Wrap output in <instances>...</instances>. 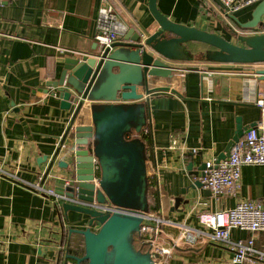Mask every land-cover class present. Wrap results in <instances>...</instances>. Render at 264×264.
Returning <instances> with one entry per match:
<instances>
[{"label":"crops","instance_id":"obj_1","mask_svg":"<svg viewBox=\"0 0 264 264\" xmlns=\"http://www.w3.org/2000/svg\"><path fill=\"white\" fill-rule=\"evenodd\" d=\"M260 1L234 12L219 0H158V7L177 22L238 42V34L257 29L239 21L251 19ZM102 2L129 24L128 30L158 26L149 0H0V168L13 174L0 172V264H56L65 256L68 229L88 225L89 216L65 213L63 201L47 193L58 179H68L59 166L65 150L46 174L72 116L48 83L59 78L72 50H94ZM188 45L190 55L175 62L180 68L173 78H155L151 84L170 89L156 90L144 100L160 199L157 212L176 223L163 226L159 242L173 247L166 264H235L231 247L213 239L198 216L241 200L264 202V164L243 166L237 193L220 198L203 186L193 187L202 173L197 177L191 171L218 159L236 133L238 118L244 125L264 126L263 111L256 104L264 95V79L257 74L264 62L210 60L205 56L208 44ZM184 227L195 236L185 237ZM231 235L246 241L252 233L233 229ZM255 245L264 249V232L256 234ZM242 264L264 261L251 256Z\"/></svg>","mask_w":264,"mask_h":264},{"label":"water","instance_id":"obj_2","mask_svg":"<svg viewBox=\"0 0 264 264\" xmlns=\"http://www.w3.org/2000/svg\"><path fill=\"white\" fill-rule=\"evenodd\" d=\"M149 7L158 23L156 28L132 27L128 32L135 31L133 35L126 33L113 48L103 51L99 44L90 52L74 50L64 58L59 78L48 83L54 88L52 95L60 98L61 107L72 116L46 176L65 150V159L59 166L66 171L70 184L58 179L55 192L116 206L115 210L103 211L63 201L65 213L77 211L89 216V220L85 229H68L65 256L56 264H156L159 253L151 251L152 245L147 249L144 243L139 248L136 245L144 215L151 211L149 179L155 172L147 155L149 143L143 135L149 123L145 95L170 89L151 84L155 78H173L180 68L175 62L190 55V41L208 44L205 56L210 60L264 62V0L254 8L251 19L239 21L245 28L257 29L254 34H238V42L215 31L173 20L159 9L158 0H149ZM257 74L264 79V68L257 69ZM256 124L244 125L238 118L236 133L217 161L228 157L235 142ZM192 168L193 162L188 169ZM204 169L202 164L191 172L199 177ZM192 186L203 184L197 179ZM97 224L99 228L95 230ZM76 234L84 238L85 250L81 255L70 251Z\"/></svg>","mask_w":264,"mask_h":264},{"label":"built area","instance_id":"obj_3","mask_svg":"<svg viewBox=\"0 0 264 264\" xmlns=\"http://www.w3.org/2000/svg\"><path fill=\"white\" fill-rule=\"evenodd\" d=\"M229 11H236L245 5L257 0H219ZM129 24L114 10L107 2H102L96 20L95 37L100 49L113 48V44L120 40L127 32ZM74 51V50H72ZM256 104L264 114V95L256 99ZM148 133L146 127L143 131ZM95 171H99V164L95 158ZM264 164V126L262 123L250 127L232 147L231 153L225 159H213L205 163L204 174L201 182L205 189H209L213 195L220 198L223 194H236L240 187L242 167L245 165ZM0 172L9 176L13 174L0 168ZM99 176V175H98ZM98 181V177L95 178ZM65 184L70 181L65 179ZM37 189H43L34 185ZM52 196L59 201H70L75 204L94 208L97 210H115L116 206L108 203H100L97 200L87 201L78 198L67 197L48 190ZM200 224L211 230L213 239L227 243L234 252L233 263L242 264L246 259L253 256L264 261V249H258L255 245L256 234L264 232V202L258 200H241L236 205L216 211H201L199 213ZM176 224L158 212H149L144 215L140 231L137 236V243L144 248L152 245L151 251L159 253L155 258L156 264H166L172 255V246L167 247L160 244L159 240L163 232V226ZM242 229L250 231L252 236L244 241L243 239H232V230ZM182 234L185 237H193L195 234L188 227H184Z\"/></svg>","mask_w":264,"mask_h":264},{"label":"trees","instance_id":"obj_4","mask_svg":"<svg viewBox=\"0 0 264 264\" xmlns=\"http://www.w3.org/2000/svg\"><path fill=\"white\" fill-rule=\"evenodd\" d=\"M144 138L148 141L147 147V155L149 158H152V153H150V147L152 146V140L149 133L144 134ZM148 198L150 202V212H157L160 208V199H159V191H158V183L156 176L151 177L149 179V189H148ZM80 238L72 239V243L70 246V251L75 254H83L85 247H84V238L82 235H79ZM78 236V237H79Z\"/></svg>","mask_w":264,"mask_h":264},{"label":"flooded vegetation","instance_id":"obj_5","mask_svg":"<svg viewBox=\"0 0 264 264\" xmlns=\"http://www.w3.org/2000/svg\"><path fill=\"white\" fill-rule=\"evenodd\" d=\"M145 133L143 132V135H144ZM94 229L96 228L95 226L93 227ZM96 230V229H95ZM136 245H137V247L139 248L140 247V245L138 244V243H136Z\"/></svg>","mask_w":264,"mask_h":264}]
</instances>
